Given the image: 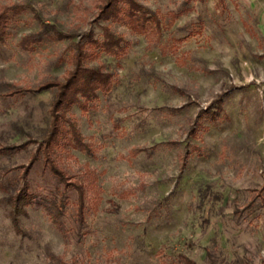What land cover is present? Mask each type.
<instances>
[{"label":"rangeland","instance_id":"rangeland-1","mask_svg":"<svg viewBox=\"0 0 264 264\" xmlns=\"http://www.w3.org/2000/svg\"><path fill=\"white\" fill-rule=\"evenodd\" d=\"M104 1L0 0L25 6L0 45V145L32 139L0 152V264H186L181 253L264 264V0H139L160 11L161 31L99 17ZM42 21L75 33L86 64L115 76L109 92L73 107L91 151L54 153L86 185V222L76 190L39 154L17 230L10 196L49 127L55 90L8 94L7 84L36 88L72 66L69 38L22 46ZM105 23L125 37L118 54L101 48Z\"/></svg>","mask_w":264,"mask_h":264},{"label":"trees","instance_id":"trees-1","mask_svg":"<svg viewBox=\"0 0 264 264\" xmlns=\"http://www.w3.org/2000/svg\"><path fill=\"white\" fill-rule=\"evenodd\" d=\"M193 0H185L190 3ZM219 6L225 7V0H218ZM25 6L20 4L3 5L0 7V45L5 43L9 37V27L12 19L18 15ZM98 16L105 20L125 16L129 18L133 24L142 30L152 27V30H162V16L160 11L154 10L139 0H105L99 3ZM186 7L185 9H187ZM38 16V14H36ZM103 31V41L101 48L109 54H118V50L122 48L125 41L124 35L113 30L109 23L101 25ZM75 33L67 32L59 28L55 23L42 21V28L39 31L24 35L21 44L25 48L31 47L34 43L42 42L46 37L54 40H62L69 38L74 42V46L70 52V61L72 66L64 73L63 77H54L45 80L38 87H21L14 84H7L9 87L8 94L11 93H27L37 92L47 88H54V97L50 106V123L44 136L38 140L37 150L32 153V157L28 164H22V184L16 188L15 192L10 196L11 217L17 230H20V217L24 206L34 201L35 194L30 191L28 174L39 154L42 155L43 162L66 186L73 187L77 194L78 221L80 224L86 222L84 213L86 206V185L73 176L62 167L56 159L54 153L57 150H63L70 145L77 146L88 152L91 151V145L86 140L79 123L74 116L73 107L75 104H82L86 107L89 102L98 95V91L109 92L114 82V73L104 70L98 65H88L85 62L87 51L84 43L75 41ZM224 94H219L213 105L221 106ZM220 109V108H219ZM214 109L211 114L213 117L219 112ZM195 132L193 126L191 129ZM35 140V139H34ZM32 139H27L22 143H10L8 145H0V152L6 150L20 149L28 145ZM176 142V141H172ZM183 163L186 162V155L183 156ZM185 160V161H184ZM183 164V165H184ZM184 167V166H183ZM260 195V193H259ZM44 207L51 212L50 204H44ZM181 260L186 264H197L196 261L185 253L180 254Z\"/></svg>","mask_w":264,"mask_h":264}]
</instances>
